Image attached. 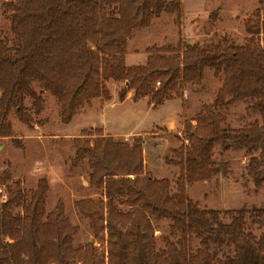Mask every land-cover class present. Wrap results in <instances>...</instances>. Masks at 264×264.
Returning a JSON list of instances; mask_svg holds the SVG:
<instances>
[{
  "label": "trees",
  "instance_id": "obj_1",
  "mask_svg": "<svg viewBox=\"0 0 264 264\" xmlns=\"http://www.w3.org/2000/svg\"><path fill=\"white\" fill-rule=\"evenodd\" d=\"M259 3L255 19L246 21L250 36L244 44L224 37L202 46L180 38L176 45L151 46L146 63L133 65L125 60L127 39L154 17L174 15L183 35L182 0L3 3L12 10L16 36L11 45L0 37V138L13 136V111L23 123L33 124L28 97L35 113L42 111L43 93L35 82L58 99L64 123L92 99H110V81L124 84L121 101L133 91L135 101L147 97L154 105L201 85L206 69L222 85L214 105L186 121L184 142L166 157L179 169L174 189L170 180L146 172L141 142L130 144L101 132L93 140L77 139L73 164L88 158L90 184L104 196L77 200L75 207L90 219L95 239L107 243V259L95 261L93 242L75 246L78 228L62 202L47 212L45 178L30 194L19 180L8 186L9 176H4L8 197L0 201V264H264V201L252 208L216 209L201 207L187 193L191 184L226 172L215 158L217 147L222 154L244 149L255 186L264 189V0ZM240 101H249L247 111L259 117L232 128L217 108ZM152 217L169 220L166 248L158 251Z\"/></svg>",
  "mask_w": 264,
  "mask_h": 264
},
{
  "label": "rangeland",
  "instance_id": "obj_2",
  "mask_svg": "<svg viewBox=\"0 0 264 264\" xmlns=\"http://www.w3.org/2000/svg\"><path fill=\"white\" fill-rule=\"evenodd\" d=\"M8 1L16 0H0V37L11 45L16 35L11 28L12 10L3 5ZM182 3L183 35L178 34L174 15L163 13L154 17L147 26L135 29L127 39V65L146 63L151 46L176 45L180 38L202 46L222 41L224 37L244 44L250 36L246 31V21L255 19L260 8L259 0H182ZM260 38L263 43V33ZM123 85L108 82L110 99H92L91 103H85L78 109L69 123H64L58 99L35 82L34 88L43 93L42 111L35 113L33 100L28 97L26 104L34 115L33 124L23 123L13 111L9 117L13 136L0 138V201L8 197L6 185L2 184L4 176H9L5 180L8 186H14L19 180L30 194L38 181L45 178L49 185L47 212L59 202L63 203L69 220L78 228L75 246L93 242L98 248L95 261L107 259V243L104 239H95L90 219L78 211L75 202L87 197L97 199L104 193L90 184L92 167L87 157L73 164L77 139L87 137L93 140L101 132L130 144L141 142L146 172L155 179L170 180L174 189L179 169L168 165L166 157L184 142L186 121L195 118L205 107L214 105L222 81L214 76L211 69H206L201 85L189 86L182 97L161 105L152 104L147 97L135 101L133 91L121 101L119 91ZM249 103L240 101L229 109L217 110L225 116L227 125L239 128L259 117L247 111ZM215 158L226 167V172L212 181L191 184L187 189L188 195L201 207L228 209L262 205L264 189L255 186L244 149L237 148L222 154L217 147ZM120 206L127 210L126 206ZM152 225L153 248L156 251L166 248L169 220L152 217ZM254 232L261 233L257 229Z\"/></svg>",
  "mask_w": 264,
  "mask_h": 264
}]
</instances>
